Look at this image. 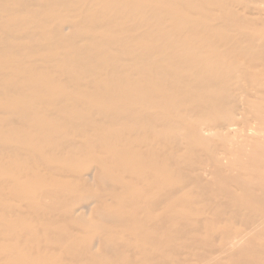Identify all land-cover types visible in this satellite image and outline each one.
Wrapping results in <instances>:
<instances>
[{"label":"bare ground","instance_id":"bare-ground-1","mask_svg":"<svg viewBox=\"0 0 264 264\" xmlns=\"http://www.w3.org/2000/svg\"><path fill=\"white\" fill-rule=\"evenodd\" d=\"M0 264H264V0H0Z\"/></svg>","mask_w":264,"mask_h":264}]
</instances>
